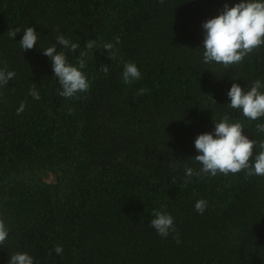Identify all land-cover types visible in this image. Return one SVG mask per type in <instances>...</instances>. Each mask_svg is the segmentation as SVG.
Returning a JSON list of instances; mask_svg holds the SVG:
<instances>
[{
  "label": "trees",
  "instance_id": "trees-1",
  "mask_svg": "<svg viewBox=\"0 0 264 264\" xmlns=\"http://www.w3.org/2000/svg\"><path fill=\"white\" fill-rule=\"evenodd\" d=\"M239 2L0 0V69L16 73L0 87V216L9 228L0 264L23 252L35 264H264V177L242 170L185 184V168L201 167L194 141L214 133V121L228 115L264 140V117H244L227 95L233 83L246 91L264 81V45L227 69L203 59L202 23ZM26 27L39 37L22 51ZM61 33L75 52L56 44ZM53 44L73 65L87 51L88 92L59 95L42 52ZM125 62L141 72L131 84ZM153 209L175 218L179 244L177 233L162 238L150 226Z\"/></svg>",
  "mask_w": 264,
  "mask_h": 264
},
{
  "label": "clouds",
  "instance_id": "clouds-1",
  "mask_svg": "<svg viewBox=\"0 0 264 264\" xmlns=\"http://www.w3.org/2000/svg\"><path fill=\"white\" fill-rule=\"evenodd\" d=\"M202 28L204 30L202 46L204 62H215L227 69L231 65L242 62L247 55L264 45V0H240L232 7L225 3L220 14L203 22ZM20 32V28L9 30L8 36L14 39ZM38 37L39 33L34 27H26L19 41L22 51L31 50L37 44ZM115 42L119 43L118 37L115 38ZM56 44L70 48L73 52L79 47L62 33L56 36ZM56 44L42 52L51 59L54 76L58 78L62 86V90H58L59 95L71 99L80 93L88 92L91 81L87 73L83 71L86 68L84 58L87 56V51L81 52L77 58V64L73 65L67 60L65 52L57 51ZM95 47L94 41L90 40L86 43L88 50ZM113 47V43H104L102 49L108 53ZM108 70L107 65H102L100 68V71L105 73ZM15 76L14 71L0 69V87L6 86ZM122 76L125 84H131L141 78V72L135 63L125 62ZM146 92L147 89H140L138 95H144ZM29 95L36 100L41 98L34 86L30 89ZM227 95L230 98L229 106L239 110L244 117L252 121L264 117V81L257 79L246 91L242 90L239 84L233 83ZM24 107L22 102L17 109V114H20ZM229 120L230 117L225 115L219 122L214 121V133L206 132L197 136L194 146L200 154L193 159L201 167L198 171L191 167L185 168V184L193 175L214 177L218 173L228 175L242 170L246 171L247 176L264 177V140L249 139L243 134L244 125L238 121L230 123ZM256 130L264 133V123L257 124ZM254 147L257 154L254 156V162H250ZM194 207L198 213L202 214L207 208V201L199 199ZM152 214L154 219L150 221V226L159 236L167 238L170 233H177L175 218L170 213L153 209ZM8 235L9 228L6 220L0 216V245H5ZM173 239L178 244L181 242L178 233L173 236ZM55 251L59 255L63 252V248L56 246ZM8 264H35V262L30 254L23 252L11 255Z\"/></svg>",
  "mask_w": 264,
  "mask_h": 264
}]
</instances>
